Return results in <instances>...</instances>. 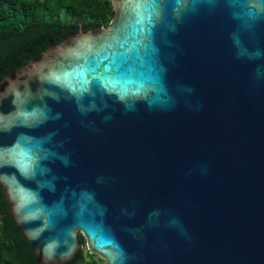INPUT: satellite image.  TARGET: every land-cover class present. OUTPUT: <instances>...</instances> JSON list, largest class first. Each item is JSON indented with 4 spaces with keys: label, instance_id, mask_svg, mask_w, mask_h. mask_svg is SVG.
Masks as SVG:
<instances>
[{
    "label": "water",
    "instance_id": "95a60500",
    "mask_svg": "<svg viewBox=\"0 0 264 264\" xmlns=\"http://www.w3.org/2000/svg\"><path fill=\"white\" fill-rule=\"evenodd\" d=\"M0 81V187L40 264H264V0H110Z\"/></svg>",
    "mask_w": 264,
    "mask_h": 264
},
{
    "label": "trees",
    "instance_id": "16d2710c",
    "mask_svg": "<svg viewBox=\"0 0 264 264\" xmlns=\"http://www.w3.org/2000/svg\"><path fill=\"white\" fill-rule=\"evenodd\" d=\"M114 12L110 0H0V81L12 69L46 51L52 40L60 44L68 35L108 26ZM0 187V264H40L27 239L10 216ZM67 264L103 262L85 247Z\"/></svg>",
    "mask_w": 264,
    "mask_h": 264
}]
</instances>
